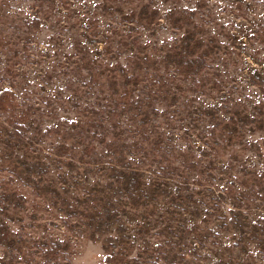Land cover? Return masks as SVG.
Here are the masks:
<instances>
[{"label":"rangeland","instance_id":"obj_1","mask_svg":"<svg viewBox=\"0 0 264 264\" xmlns=\"http://www.w3.org/2000/svg\"><path fill=\"white\" fill-rule=\"evenodd\" d=\"M144 6L145 17L125 20L131 12L139 16ZM183 10L190 15L188 28L195 23L202 38L205 61L189 77L161 59L186 29L179 18ZM145 53L158 59L173 94L167 92L163 102L152 100L147 135L122 134L147 187L158 190L162 182L167 188L159 191L152 213L141 217L126 207L121 215L131 256H139L140 264H163L157 252L174 245L184 262L193 264H264V245L220 228L222 215L230 216L232 209H239V218L264 220V201L238 193L246 189L243 178L255 184L256 174L264 173V0H0V90L15 89L18 103L31 112L35 128L40 126L32 129L31 139L39 140L35 146L53 162L45 181L68 189L79 208L85 191L109 177L75 155L61 156L72 164L57 162L54 148L62 135L69 134L67 143H73L87 104L103 111L97 102L108 95L107 74L127 66L129 56ZM5 117L0 112V119ZM232 122L238 129L225 135L223 124ZM131 123L136 126L122 117L118 128ZM154 139L158 150L151 149ZM93 144L102 152L103 144ZM2 156L0 146V220L14 231L21 248L10 253L0 245L4 264H105L101 240L91 238L82 216L49 205ZM19 194L22 204L15 206ZM44 239L59 240L66 258L44 259L38 245Z\"/></svg>","mask_w":264,"mask_h":264},{"label":"trees","instance_id":"obj_2","mask_svg":"<svg viewBox=\"0 0 264 264\" xmlns=\"http://www.w3.org/2000/svg\"><path fill=\"white\" fill-rule=\"evenodd\" d=\"M144 12H148L145 6L140 9L139 16H135L131 12L124 17L125 20L139 21L146 16ZM171 14L172 11H169L170 16ZM188 16L190 15L184 10L180 11L179 18L184 19L183 23L186 29L179 37L177 45L169 47L161 57L165 63H163L164 66L168 67L166 63L173 64V70L186 77L199 73L205 65L204 50L201 52L202 38L198 36V30L193 28L195 23H191L188 28L187 25L190 22ZM123 41L124 44H128L126 40L123 39ZM132 41H135V38ZM158 62V59L145 53L129 56L127 66H116L113 69V74H107L106 82H108L109 92L107 97H102L105 102H97L102 106L103 111L100 107L98 110L95 109L96 104H87L83 108L87 111L85 114L87 117L77 133L78 136L72 140L73 143H67L68 134L66 137L62 135L63 139H60V142L56 144L52 159L57 157V162L64 161L72 164L69 159L75 155L82 164L87 165V168L92 169L97 166L100 171L105 173L106 177H109L106 184L100 187L94 186V188L85 191L87 195L84 200L77 201V203L84 202L82 208L73 204V201L69 199L68 189L52 186L45 181L46 178L43 174L53 162L46 160L40 152L41 148L35 146L39 140L35 141L30 136L32 129L39 131L40 126L37 124L38 127L35 128V124L30 118L31 112L18 103L15 89L7 87L0 90V112L6 115L3 120L0 119L2 157H5L6 161L9 160L10 170L23 175V180L31 185L38 194L44 196L49 201V205L58 206L57 209L65 211L70 216L78 214L82 216V223L85 228L90 230L91 238L101 240L105 253V264L141 263L139 256H131L132 246L129 238L124 234L125 226L123 222L121 223V215L125 212L126 207L133 211H140L141 217L152 213L154 202L160 195L159 191L165 192V188H167L162 182L158 190L155 187H147L143 170L134 166L129 159L130 144L125 141L126 138L122 134L123 131L127 133L138 131L142 135L146 134L147 121L151 118L148 108L152 107V100L163 102L173 94V91H170L172 86L169 80L159 72ZM174 101L171 100L169 103L172 104ZM104 104L107 105L106 111L103 109ZM122 117L134 122L136 126L133 123L122 124L121 129L118 128ZM107 119L112 120L113 123L108 125ZM222 127L225 129V135L228 136L233 135L234 130L238 129L235 122L228 125L224 123ZM93 141L103 144L102 152L94 148ZM152 145V150L160 148L156 139L153 140ZM76 148L78 151L73 154V150ZM62 155L68 156L69 161L61 160ZM256 176L258 182L255 184L248 183L247 179H242L246 189L238 192L240 197L246 198L247 195L252 194L264 201V173L261 172ZM253 185H257L256 190ZM61 190H65L66 194ZM229 192L232 199L236 198L233 186L229 188ZM165 196L168 197L167 194H163V198ZM20 198H22L21 194L18 195L15 206L22 204ZM89 199L91 204L87 202ZM168 201L170 202V200L166 202ZM238 207L236 206V208ZM3 208L4 205L0 208V212L3 211ZM238 211L239 209H232L230 216L222 215L221 230L242 232L248 241L255 242L260 247L264 245V220L250 221L248 217L242 216L239 218ZM14 234L8 224L0 220V245L10 248V253L12 250L21 249ZM60 244L57 239L49 241L44 239L39 241L38 245L44 253V259L50 261L52 257L59 254L60 258H66L62 256L64 248L60 247ZM162 249L159 254L157 252V257H155L156 259L162 258L163 264H193L188 261L184 262L186 260L184 254L176 252L174 245H165ZM0 263L4 264L2 258H0ZM213 264L226 263L215 262Z\"/></svg>","mask_w":264,"mask_h":264}]
</instances>
